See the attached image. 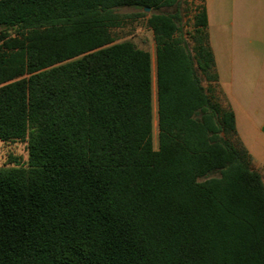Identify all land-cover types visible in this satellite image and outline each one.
Masks as SVG:
<instances>
[{"label": "trees", "instance_id": "16d2710c", "mask_svg": "<svg viewBox=\"0 0 264 264\" xmlns=\"http://www.w3.org/2000/svg\"><path fill=\"white\" fill-rule=\"evenodd\" d=\"M181 6L0 1V141L29 154L0 168V264H264L263 177L218 101L206 8L193 53ZM125 7L152 11L155 68L115 43Z\"/></svg>", "mask_w": 264, "mask_h": 264}, {"label": "crops", "instance_id": "0c3cea01", "mask_svg": "<svg viewBox=\"0 0 264 264\" xmlns=\"http://www.w3.org/2000/svg\"><path fill=\"white\" fill-rule=\"evenodd\" d=\"M202 4L207 32L213 27L226 31L225 88H219L234 113L237 136L264 181V0H229L227 11L214 0H202ZM209 45L220 81L221 64L211 37Z\"/></svg>", "mask_w": 264, "mask_h": 264}, {"label": "rangeland", "instance_id": "374dc122", "mask_svg": "<svg viewBox=\"0 0 264 264\" xmlns=\"http://www.w3.org/2000/svg\"><path fill=\"white\" fill-rule=\"evenodd\" d=\"M202 0H182V10H183V29L184 33L189 40V44L194 53V39L192 36L196 35L193 26V13L194 7L201 4ZM215 3H219L223 11H227L229 7V0H214ZM170 8H162L160 11L167 12L172 11ZM221 10V11H222ZM119 14L125 16L123 18V23L121 27L114 30V36L116 38L115 43H120L123 41H131L137 47L147 50L151 53L153 58V68H155L154 63V53L156 50L155 42L153 39V33L147 26V19L151 15L152 11L149 12L139 10L136 8H121L117 10ZM135 13H144V16L132 17ZM224 21V16H222ZM211 32V33H210ZM208 38L212 39L213 48H216L217 55L219 56V62L221 64V80L218 79V84L221 88H225V77H224V66L227 57V40H225V35L227 39V34L224 28L213 27L207 32ZM211 47V46H210ZM212 48V47H211ZM203 84L206 88L211 87V82L207 80L205 75L200 74ZM216 93L213 92L214 96ZM218 101L225 108L228 107L224 100L223 93H218ZM215 97V96H214ZM154 115H155V100H154ZM154 147L157 149V126L156 121H154ZM29 159L28 154V143L26 141H16V142H3L0 141V168H10L19 165L27 166Z\"/></svg>", "mask_w": 264, "mask_h": 264}, {"label": "water", "instance_id": "95a60500", "mask_svg": "<svg viewBox=\"0 0 264 264\" xmlns=\"http://www.w3.org/2000/svg\"><path fill=\"white\" fill-rule=\"evenodd\" d=\"M145 11L149 12L150 11V8L146 7L145 8Z\"/></svg>", "mask_w": 264, "mask_h": 264}]
</instances>
